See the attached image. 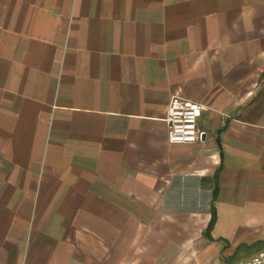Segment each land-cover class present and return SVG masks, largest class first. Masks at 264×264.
Wrapping results in <instances>:
<instances>
[{"label": "crops", "instance_id": "1", "mask_svg": "<svg viewBox=\"0 0 264 264\" xmlns=\"http://www.w3.org/2000/svg\"><path fill=\"white\" fill-rule=\"evenodd\" d=\"M255 259L264 0H0V264Z\"/></svg>", "mask_w": 264, "mask_h": 264}, {"label": "built area", "instance_id": "2", "mask_svg": "<svg viewBox=\"0 0 264 264\" xmlns=\"http://www.w3.org/2000/svg\"><path fill=\"white\" fill-rule=\"evenodd\" d=\"M203 110V105L199 103L178 96L172 97L164 117L168 142L171 144L196 143L203 136V133L197 131V120ZM254 262L257 263L258 259Z\"/></svg>", "mask_w": 264, "mask_h": 264}, {"label": "rangeland", "instance_id": "3", "mask_svg": "<svg viewBox=\"0 0 264 264\" xmlns=\"http://www.w3.org/2000/svg\"><path fill=\"white\" fill-rule=\"evenodd\" d=\"M252 264H262V263H260V262H257V263H256V262H254V263H252Z\"/></svg>", "mask_w": 264, "mask_h": 264}]
</instances>
